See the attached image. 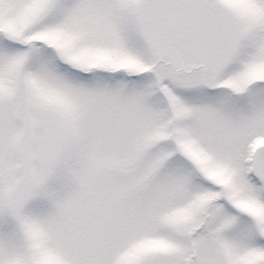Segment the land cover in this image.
Segmentation results:
<instances>
[{"label":"snow or ice","instance_id":"obj_1","mask_svg":"<svg viewBox=\"0 0 264 264\" xmlns=\"http://www.w3.org/2000/svg\"><path fill=\"white\" fill-rule=\"evenodd\" d=\"M0 264H264V0H0Z\"/></svg>","mask_w":264,"mask_h":264}]
</instances>
